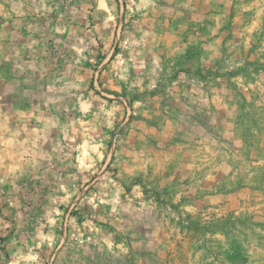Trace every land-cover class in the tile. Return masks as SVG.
<instances>
[{"label":"rangeland","instance_id":"rangeland-1","mask_svg":"<svg viewBox=\"0 0 264 264\" xmlns=\"http://www.w3.org/2000/svg\"><path fill=\"white\" fill-rule=\"evenodd\" d=\"M0 264H264V0H0Z\"/></svg>","mask_w":264,"mask_h":264}]
</instances>
